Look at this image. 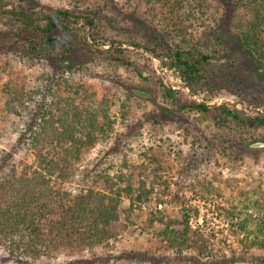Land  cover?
<instances>
[{"label":"rangeland","instance_id":"obj_1","mask_svg":"<svg viewBox=\"0 0 264 264\" xmlns=\"http://www.w3.org/2000/svg\"><path fill=\"white\" fill-rule=\"evenodd\" d=\"M105 1L0 0V163H5L0 166V183L7 181L12 187L28 182L32 186L36 174H47L36 152L45 160L59 155L56 143L49 141L51 131L36 148L16 142L36 102H51L54 118L61 113L69 116L72 106L93 107L101 101L98 106L107 112L111 126L100 116L93 130L98 141L83 148L77 159L70 155L61 158L59 165L68 160L67 167L74 172L66 169L62 176L51 177L54 183L49 186L54 184L71 195L80 189L115 194L131 186L119 193L118 219L110 224L113 236L107 242L90 245L85 241L87 232L44 236L47 254L30 262L264 264V121H248L264 119V71L239 44L233 23L239 21L241 11L234 8L233 0H197L205 14L195 20H185V12L175 10L181 28L171 31L177 35L175 41L180 43L187 34L193 41L205 42L214 36L221 40L190 88L183 76L164 69L158 57L141 47L154 48L161 41V31L153 26L155 20L161 28L167 20H175L169 1L112 0L110 5ZM23 8L37 16L61 9L90 12L102 20L96 41L88 35L90 27L81 21L71 31L76 39L73 58L78 60L72 68L63 69L60 84L49 80L57 75L51 71L55 70L52 58L38 59L26 51V38L35 32L25 29L21 17L10 11ZM164 43L162 50L169 48ZM135 69L145 72L147 80ZM159 81L174 90L173 98L163 97ZM190 102H203L209 110L199 114L181 107ZM220 105L235 111L239 119L223 124ZM102 134L107 137L101 139ZM116 140L120 151L108 152ZM152 153L161 168L147 177L139 175L134 165L148 162L144 154ZM99 155H105V160L97 164ZM99 173L113 180L120 175V185L109 191ZM139 193L148 198L135 200ZM55 199L58 205L51 208L58 215L65 203L56 195ZM166 222L169 232L161 235ZM2 244L0 264H17V259L5 257Z\"/></svg>","mask_w":264,"mask_h":264},{"label":"trees","instance_id":"obj_2","mask_svg":"<svg viewBox=\"0 0 264 264\" xmlns=\"http://www.w3.org/2000/svg\"><path fill=\"white\" fill-rule=\"evenodd\" d=\"M167 1L170 4L171 17L175 18V20H167V22H164L163 28L158 26V20H155L153 26L156 31H161V41L154 48L148 44H141V47L145 48L153 56L158 57L164 69L173 70L183 76L186 85L192 88L200 77L199 71L202 63L212 57L215 48L219 46L221 40L219 37L214 36V38L205 42L193 41L187 34L186 36L182 35L180 43L175 41L174 37L177 35H171V31L177 32L176 30H181L180 23L176 22V18L180 19L179 14L175 10L182 9V12H185V20H195L200 18V16L202 17L205 13L202 7L197 6V0H195V5L193 4L194 0ZM107 2L110 5L113 1L106 0L105 3ZM233 6L241 11L236 19L239 21L233 23L239 44L255 57L259 68L264 71V0H233ZM10 11L14 15L21 17L20 21L25 29H31L35 32V34L26 38L27 53L38 59H53L52 65H55V70L52 68L51 71L57 74L51 76L52 78L49 77L51 83L54 80L53 85L60 84L63 69L72 68L73 64L78 60L73 58V48L76 39L71 34V31L77 29V24L81 21L80 23L90 27L88 35L92 41H96L100 36L101 25H103L102 20H99L95 13L92 14L90 12L83 14L61 9L54 10L51 14L37 16L35 12L26 8ZM79 18L83 20H78ZM168 26L170 29H167ZM163 41L166 42L164 43L166 47L169 46L168 49H161ZM210 44H214L215 47H204ZM96 49L98 50V48ZM117 59L115 61H119ZM122 64L128 65L124 61ZM135 72L140 78L147 80L145 72L138 69H135ZM162 83V81H159L160 86L163 87V97L173 98L174 90ZM63 84H66L64 79ZM65 100L67 99L63 101ZM100 104L101 101L95 106H91L92 108L88 105L82 106V108L72 106L69 110L71 112L69 116L61 113L59 114L60 116L57 115L54 118L51 116V102L49 104H47V101L34 104L29 120L18 131L16 142L21 145L30 143L31 148H36L43 139V135H47L51 131L49 141L56 143L57 149L55 151L59 155L55 159L45 160L41 153L36 152L35 155L39 158V165L42 166V171L47 174H36V181L32 186L28 182H21L27 181L24 179L19 180V184L23 183L22 186L13 184L17 188L6 185L7 181L0 183V242L3 243L2 247L4 250L5 248L7 250L4 253L6 258L17 259V264H32L30 261H34L35 259L33 258L47 254L48 245L43 239L44 236L82 235L87 232L89 238L85 237V241L90 245L95 243L103 244L113 236L110 224L118 219L116 204L119 201V193H121V189L129 191L131 189L130 184L125 188L116 190L115 194L97 193L92 190L82 192L80 189L74 195H71L68 192L59 191L54 184L49 186L50 182L54 183L50 181L51 177L53 180L55 176H62L63 171L65 172L66 169L70 170V173L74 172L72 168L67 167L70 164L68 160L66 164L59 165L61 158L64 159L70 155L73 159H77L83 148L92 147L98 141L99 135H95L93 130H96L95 124L100 116L103 117L104 123L108 128L111 126L112 120L108 118L107 112L103 107L98 106ZM181 107L192 113L199 114H206L209 110L208 106L203 102H190L182 104ZM219 115V121L223 124L227 123V121L231 122L232 119H239L235 111L224 105L219 106ZM50 118L53 120L49 122ZM248 121L249 124H254L262 122L264 119L255 117ZM127 135H131V132L127 131ZM100 136H103L101 139H105L107 134ZM117 142L118 140L108 152L118 153L120 151L121 148L119 147V142ZM144 155L148 158V162L137 163L134 165V169L139 175L147 177L149 176L148 173L154 174L156 169L161 168V165L159 166L157 157L153 153L149 156ZM104 158L105 155H99L96 163L99 164L102 160L104 161ZM4 164V162H1L0 166ZM54 173L57 174L54 175ZM86 174L84 173V175ZM97 175L105 179L109 191H112L116 185H120L122 180L120 175L115 180L109 178L107 174L99 173ZM41 188L46 191L44 192ZM142 193L145 192L143 191ZM55 195L62 200L61 202L64 201L65 203L64 211L58 215H55L51 208L52 205H58ZM141 196L148 198L146 195H140L139 193L135 200L140 201L139 198ZM131 210L132 206H130ZM184 215L186 218L185 212ZM168 226L169 223L167 224L166 222L159 233L166 235L169 232Z\"/></svg>","mask_w":264,"mask_h":264}]
</instances>
